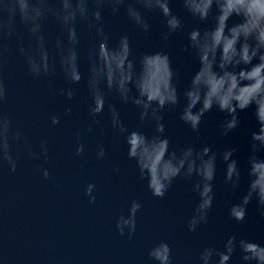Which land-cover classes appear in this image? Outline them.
<instances>
[{
	"label": "water",
	"instance_id": "water-1",
	"mask_svg": "<svg viewBox=\"0 0 264 264\" xmlns=\"http://www.w3.org/2000/svg\"><path fill=\"white\" fill-rule=\"evenodd\" d=\"M170 6L183 19L186 30L197 25L184 11L181 0H172ZM124 7L115 15L108 6L102 11L110 46L114 47L122 35H128L137 68L144 54L164 52L178 74L181 102L162 113L164 135L171 147L179 151L187 146H211L217 152L236 148L241 188L232 192L225 185L224 164L218 160L209 221L196 232H189L188 221L198 202L191 190L196 178H178L164 198L153 197L147 182L139 178L136 162L127 157L124 137L111 126L108 104L116 107L130 130L139 127L151 136L154 124L141 125L139 110L120 103L115 94L108 95L102 114L95 118L90 115L91 97L86 84L90 41L86 30L80 29V67L85 79L72 86L76 90L72 100L61 94L62 89L69 87L61 74L51 80L29 76L23 61L15 55L16 42L12 41L9 48L13 55L4 73L8 98L2 111L15 127L23 130L37 152L42 143L47 145V157L41 155L32 160L22 154L15 172L6 164L0 166V264H152L148 252L161 241L169 244L173 264H200L199 255L204 248L223 251L231 236H236L237 241L247 239L264 245V217L257 213L255 202L248 206L243 223L228 217V207L239 202L247 189L249 140L258 129L254 106L238 113L240 125L227 136L221 134L220 126L229 117L216 108L205 114L199 132L194 133L180 120L183 91L199 69L191 50H185L186 32L163 41L164 19L153 12L145 13L150 25L146 35L134 28ZM208 26L210 22L200 25L201 29ZM47 31L54 39L58 26L50 20ZM68 109L71 112L65 115ZM53 116L60 117L56 126L51 124ZM80 144L84 146L83 156L76 154ZM100 147L106 152L103 159L96 155ZM43 169L48 170V179L44 178ZM89 184L95 185V201L91 203L85 194ZM134 200L142 207L136 213L135 234L129 238L127 231L120 235L116 223L121 215H128ZM230 264H243L238 249Z\"/></svg>",
	"mask_w": 264,
	"mask_h": 264
},
{
	"label": "clouds",
	"instance_id": "clouds-1",
	"mask_svg": "<svg viewBox=\"0 0 264 264\" xmlns=\"http://www.w3.org/2000/svg\"><path fill=\"white\" fill-rule=\"evenodd\" d=\"M172 0H0V166L7 165L15 172L22 154L32 160L41 155L47 157V145L42 143L37 152L27 136L12 119L4 114L2 106L8 98L4 73L13 51L9 43L16 42L15 55L24 64L33 79L51 80L61 74L69 87L61 90L68 100L76 95L74 85L85 79L81 72V35L86 30L90 41L87 51L86 84L91 97L90 115L95 118L103 113L108 95L115 94L120 103L131 104L139 110L141 125L154 124L149 136L139 127L127 128L114 105L108 104L112 128L124 137L127 157L136 162L139 178L147 182V188L155 198H164L173 182L180 178L192 183L191 190L198 197L187 229L194 233L209 221L213 209L214 182L217 161L224 164V183L232 192L241 188L242 173L235 158L236 148L223 152L211 146H187L182 150L171 147L164 135L163 111L180 104L178 74L174 72L170 57L164 52L134 56L130 37L122 35L118 43L110 46L105 31L102 11L108 6L113 15L122 6L134 28L148 34L150 25L145 13H159L164 19L163 41L175 33L186 32L187 44L199 69L183 91L184 106L180 120L198 133L203 117L213 108L229 117L221 124V134L227 136L240 125L238 113L255 108L258 129L250 135V155L247 161V189L239 202L228 207V217L243 223L247 209L255 202L257 213L264 217V0H181L184 11L197 25L185 29L183 19L171 8ZM237 18L233 20V18ZM58 26L53 37L47 31L49 21ZM232 21V23H230ZM210 26L201 29V24ZM27 39V44L25 43ZM199 106V107H198ZM70 109L65 115H69ZM60 123L59 116L51 118V124ZM97 123H99L97 121ZM92 129L89 128L88 132ZM22 150V151H21ZM84 155V146L76 149ZM103 159V147L97 151ZM119 169H117V172ZM45 179L47 169L42 170ZM95 185L89 184L85 194L89 202L95 201ZM142 205L132 201L128 215H121L116 223L121 236L129 238L136 231V213ZM239 250L243 264H264V245L252 240L231 236L223 251L204 248L200 264H230ZM152 264H173L169 244L161 241L148 252Z\"/></svg>",
	"mask_w": 264,
	"mask_h": 264
}]
</instances>
